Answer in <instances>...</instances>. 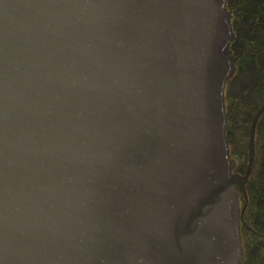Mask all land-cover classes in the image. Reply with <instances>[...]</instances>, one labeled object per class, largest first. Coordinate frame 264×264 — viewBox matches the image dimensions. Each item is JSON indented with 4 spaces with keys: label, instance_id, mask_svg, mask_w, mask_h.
I'll list each match as a JSON object with an SVG mask.
<instances>
[{
    "label": "water",
    "instance_id": "obj_1",
    "mask_svg": "<svg viewBox=\"0 0 264 264\" xmlns=\"http://www.w3.org/2000/svg\"><path fill=\"white\" fill-rule=\"evenodd\" d=\"M180 1L0 0V264H237L222 0L187 87Z\"/></svg>",
    "mask_w": 264,
    "mask_h": 264
},
{
    "label": "flooded vegetation",
    "instance_id": "obj_2",
    "mask_svg": "<svg viewBox=\"0 0 264 264\" xmlns=\"http://www.w3.org/2000/svg\"><path fill=\"white\" fill-rule=\"evenodd\" d=\"M221 7L220 58L228 69L222 134L233 186L229 213L237 226V264H264V0H222ZM210 28L206 14L195 13L187 0L171 10L165 42L171 69L176 55L185 73L183 87L206 66V53L215 51Z\"/></svg>",
    "mask_w": 264,
    "mask_h": 264
}]
</instances>
